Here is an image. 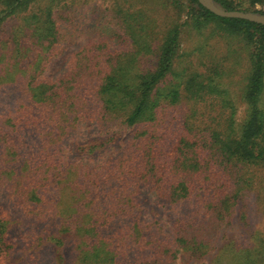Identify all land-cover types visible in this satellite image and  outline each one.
<instances>
[{
    "label": "trees",
    "instance_id": "trees-1",
    "mask_svg": "<svg viewBox=\"0 0 264 264\" xmlns=\"http://www.w3.org/2000/svg\"><path fill=\"white\" fill-rule=\"evenodd\" d=\"M87 1L0 0V264L16 236L13 264H36L45 247L41 264H177L218 240L226 264H264V231L248 229L264 217V24L188 0L187 21L158 38L137 4L181 11L180 0H99L84 22ZM185 24L244 42L241 101H181L221 93L214 78L175 73ZM70 46V63L50 74Z\"/></svg>",
    "mask_w": 264,
    "mask_h": 264
},
{
    "label": "rangeland",
    "instance_id": "rangeland-1",
    "mask_svg": "<svg viewBox=\"0 0 264 264\" xmlns=\"http://www.w3.org/2000/svg\"><path fill=\"white\" fill-rule=\"evenodd\" d=\"M98 0H89L83 4L84 10V22L92 19L94 16L93 6L98 4ZM181 11L177 8L170 7V5L163 4L164 7L159 4L139 3L138 7H145L155 17L154 28L158 33L155 37H161V34L167 27H169L174 22L183 23L187 21V3L188 0H180ZM108 2H104L106 5ZM153 7V8H152ZM255 9L257 11H247L260 13L264 11V5H256ZM215 25H210L203 28L202 30H195L189 25L185 24L181 28V48L180 56L176 63V68L174 69L175 73L179 72L185 76L197 75V80H201L205 83H209L210 78H214L219 84L218 92L216 93H204L202 97L195 100L189 99L184 95V98L181 101H226L227 99L232 101H241V91L245 83V77L249 72V64L247 61V47L244 45L243 41H240L237 37H228L225 32H222L219 29L214 28ZM119 37L123 39L124 31L118 29ZM122 49V48H121ZM75 49L73 46L68 47L63 55L53 60L49 64V73L55 74L61 70L66 62L70 63V60L74 57ZM219 67L221 69L220 77L217 74L214 75V70ZM228 95V96H227ZM264 101V97L262 98ZM201 116V114H200ZM130 130L128 129L121 134V140L125 138L127 133ZM16 212V211H14ZM18 213V212H16ZM19 214V213H18ZM17 217V215H14ZM24 219L23 215H19ZM255 219L249 227V230L255 231H264V217L262 215H255ZM41 224V223H40ZM36 224L31 228H36L40 226ZM25 225H31L30 219L25 221ZM15 230L26 231L24 224H16ZM247 229L240 228L239 226L229 227L228 233L235 234L237 240L239 241L238 245L241 246H253V239L250 233H247ZM16 247L12 250L8 262L13 264L18 260V257L23 254V246L25 241L18 236H16ZM221 241L218 240L213 246H210L209 250L199 256H194L190 258L186 255H181L182 252L177 253V264H226V253L223 251L221 246ZM51 251L49 247H45L43 255L39 258V261L36 264H41V262L51 259Z\"/></svg>",
    "mask_w": 264,
    "mask_h": 264
},
{
    "label": "water",
    "instance_id": "water-1",
    "mask_svg": "<svg viewBox=\"0 0 264 264\" xmlns=\"http://www.w3.org/2000/svg\"><path fill=\"white\" fill-rule=\"evenodd\" d=\"M199 2L214 14L221 17L242 18L264 24V14L242 10H227L217 6L213 0H199Z\"/></svg>",
    "mask_w": 264,
    "mask_h": 264
}]
</instances>
